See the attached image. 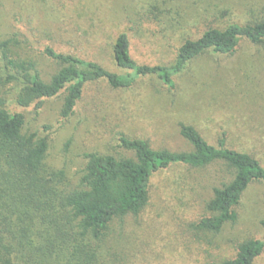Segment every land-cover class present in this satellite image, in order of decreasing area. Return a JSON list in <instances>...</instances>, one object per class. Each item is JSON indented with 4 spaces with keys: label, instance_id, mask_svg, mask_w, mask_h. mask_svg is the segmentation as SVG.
<instances>
[{
    "label": "rangeland",
    "instance_id": "rangeland-1",
    "mask_svg": "<svg viewBox=\"0 0 264 264\" xmlns=\"http://www.w3.org/2000/svg\"><path fill=\"white\" fill-rule=\"evenodd\" d=\"M261 18L264 0H0V38L21 32L39 48L89 56L124 73L113 55L122 32L137 60L167 63L186 38H197L210 26ZM55 66L46 62L43 70L52 73ZM174 79L173 87L155 75L140 77L129 88L88 84L66 120L60 116L63 95L46 98L40 108L22 110L24 131L49 135L46 163L64 168L73 183L87 152L133 156L120 147L121 135L144 138L154 148L190 150L181 122L215 145L226 132L228 146L254 154L264 165V43L244 39L233 54L207 52ZM222 176L232 175L219 165L158 171L148 205L125 218L105 250V264H211L233 257L245 239L264 241L261 182L245 191L237 222L218 234L193 228ZM256 264H264V251Z\"/></svg>",
    "mask_w": 264,
    "mask_h": 264
},
{
    "label": "trees",
    "instance_id": "trees-1",
    "mask_svg": "<svg viewBox=\"0 0 264 264\" xmlns=\"http://www.w3.org/2000/svg\"><path fill=\"white\" fill-rule=\"evenodd\" d=\"M244 39L264 43V18L210 26L199 37L186 38L171 61L154 63L137 60L129 35L122 32L113 42L114 59L125 70L118 73L89 56L51 45L39 48L21 32L0 38V264H105V250L125 218L140 215L148 205L153 176L174 165H219L232 175L213 187L193 228L218 234L237 222L245 191L254 182L264 184V165L254 154L228 146L226 132L215 145L194 125L181 122L180 133L192 148L180 151L121 135L120 147L133 156L87 152L73 183L64 168L47 165L49 135L24 131L22 110L63 95L60 116L66 120L87 85L100 81L129 88L138 78L155 75L173 87L174 77L195 58L207 52L233 54ZM46 62L56 64L52 73L43 70ZM261 223L264 227V218ZM263 251V240L249 238L236 245L233 257L211 264H256Z\"/></svg>",
    "mask_w": 264,
    "mask_h": 264
}]
</instances>
